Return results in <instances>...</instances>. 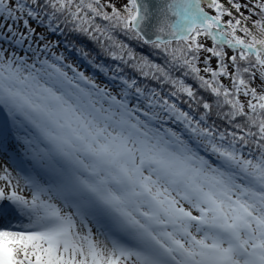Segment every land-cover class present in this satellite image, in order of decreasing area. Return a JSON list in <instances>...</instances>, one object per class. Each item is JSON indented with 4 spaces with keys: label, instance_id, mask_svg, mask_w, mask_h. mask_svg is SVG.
<instances>
[{
    "label": "snow or ice",
    "instance_id": "snow-or-ice-1",
    "mask_svg": "<svg viewBox=\"0 0 264 264\" xmlns=\"http://www.w3.org/2000/svg\"><path fill=\"white\" fill-rule=\"evenodd\" d=\"M226 3L0 0V264H264V0Z\"/></svg>",
    "mask_w": 264,
    "mask_h": 264
},
{
    "label": "trees",
    "instance_id": "trees-1",
    "mask_svg": "<svg viewBox=\"0 0 264 264\" xmlns=\"http://www.w3.org/2000/svg\"><path fill=\"white\" fill-rule=\"evenodd\" d=\"M71 39L75 40L77 42V44H80V45H84L86 46V48L90 51L93 52V54L97 53L99 51V49L96 47L95 44H93L90 40H88L87 37H83V36H73L71 37ZM135 46V45H134ZM137 51H143L145 54H149V50L147 48H140V47H137ZM153 59H157V61L159 62V58L158 57H152ZM99 60L103 61L105 60L106 58L101 54L99 57H98ZM71 61H76L78 66L82 69V70H85L87 74H92V69L87 67L82 61H77L76 60V55L75 53H71L69 55V60L67 62H71ZM212 63L216 64V61L215 59H213ZM202 67V65H201ZM67 70V69H66ZM69 71V74H71V71L70 70H67ZM96 78H97V82L98 83H101V84H104V83H107V80L104 76H102L101 74L99 73H96ZM191 82V81H189Z\"/></svg>",
    "mask_w": 264,
    "mask_h": 264
},
{
    "label": "bare ground",
    "instance_id": "bare-ground-1",
    "mask_svg": "<svg viewBox=\"0 0 264 264\" xmlns=\"http://www.w3.org/2000/svg\"><path fill=\"white\" fill-rule=\"evenodd\" d=\"M4 120V115L2 113H0V122H3ZM9 148H10V151H11V154L9 153ZM20 151L22 152L16 145L15 141L12 140V139H7L6 140V143H5V150L4 152L2 153L3 156H6L4 154H7L9 153V155L11 156V161H10V164H11V168H15L16 170H24V171H31V165H30V162L28 161V159H26V163L27 164H24V159L23 157L22 158H19V157H16L15 156V153L16 151ZM23 163V164H22ZM30 165V166H29ZM3 166H8L7 163L5 162V160H2L1 157H0V167H3Z\"/></svg>",
    "mask_w": 264,
    "mask_h": 264
},
{
    "label": "rangeland",
    "instance_id": "rangeland-1",
    "mask_svg": "<svg viewBox=\"0 0 264 264\" xmlns=\"http://www.w3.org/2000/svg\"><path fill=\"white\" fill-rule=\"evenodd\" d=\"M117 6H119V4H118ZM109 10H110V9H109ZM208 44H209V46H211V41H210V40L208 41ZM212 66L215 68L216 64L212 63ZM256 83L259 84V81L257 80ZM254 86H255V85H254ZM9 153L11 154L10 148H9ZM9 153H8V155H7V154H4V155H6V156H3V154L0 153V157H1L2 160H5V162L7 163L8 167H9V169L12 170V169H15V168H11V167H12L11 164H10L11 156L9 155ZM15 156H16V157H19V158H22V157H23V159H24V164H27L26 161H25V160L27 159V157H25V156L23 155L22 152H20L19 150L16 151ZM22 164H23V163H22ZM29 166H30V165H29Z\"/></svg>",
    "mask_w": 264,
    "mask_h": 264
},
{
    "label": "flooded vegetation",
    "instance_id": "flooded-vegetation-1",
    "mask_svg": "<svg viewBox=\"0 0 264 264\" xmlns=\"http://www.w3.org/2000/svg\"><path fill=\"white\" fill-rule=\"evenodd\" d=\"M220 2H221V3H225L226 6H228L227 3H226V0H220ZM240 2L243 3L244 0H240ZM202 7H204L205 11H208V12H210V13L212 12V10H210V9L207 8V5H202ZM234 15H235V13H234ZM227 18H228V17H224V19H227ZM238 18H239V17H238ZM253 19H256V17L254 16ZM248 26H251L250 22L248 23ZM238 34H240V33H238Z\"/></svg>",
    "mask_w": 264,
    "mask_h": 264
}]
</instances>
